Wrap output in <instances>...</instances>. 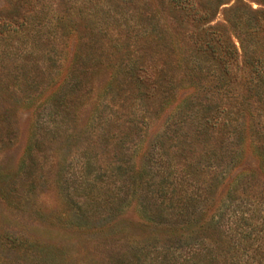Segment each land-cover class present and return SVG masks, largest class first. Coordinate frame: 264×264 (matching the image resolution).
<instances>
[{
  "label": "rangeland",
  "instance_id": "1",
  "mask_svg": "<svg viewBox=\"0 0 264 264\" xmlns=\"http://www.w3.org/2000/svg\"><path fill=\"white\" fill-rule=\"evenodd\" d=\"M162 1L32 0L24 6L0 0V264H183L181 236L149 223L139 205L153 145L174 132L189 136L202 160L197 165L198 159L189 158L194 166H188L208 199L199 216L202 228L230 202L248 198L264 207V174L253 154L264 148V102L244 80L220 88L158 47L148 14L164 11ZM239 1L222 6L216 22L226 25L240 49L237 36H244L225 22L229 7L242 6ZM242 2L264 10L258 0ZM84 7L97 14L95 24L80 12ZM101 27L106 36L90 43L91 29ZM178 32L176 40L184 44ZM75 55L83 56L84 68L75 65L87 73L85 89L71 97L66 91ZM130 60L138 71L160 70L168 62L173 88L165 84L166 93L147 96L148 83L122 76ZM185 105L191 109L186 115ZM206 105L212 115L221 112L220 123H230L225 133L198 127ZM130 119L139 122L138 132L129 128ZM163 141L166 149L171 141ZM240 149L244 154L237 160ZM212 153L223 160L219 168L206 160ZM120 165L128 170V184L119 202L124 179L113 171ZM238 173L256 177L237 184L235 194ZM195 236L186 232L180 240ZM170 246L173 257H163Z\"/></svg>",
  "mask_w": 264,
  "mask_h": 264
},
{
  "label": "trees",
  "instance_id": "2",
  "mask_svg": "<svg viewBox=\"0 0 264 264\" xmlns=\"http://www.w3.org/2000/svg\"><path fill=\"white\" fill-rule=\"evenodd\" d=\"M19 1L24 6L31 5L32 2V0ZM231 1L163 0L162 3L169 12L168 18L164 15L165 9L158 13L150 11L148 14L149 33L154 38L153 41L158 43V47H165L174 54L177 65L181 66L186 63V68L189 66L188 69L195 76L206 73L211 82L216 81L220 88H226V90L230 84L244 80V84L255 91L253 96L264 102V10L248 7L242 0H238L241 7L231 6L227 10L225 22L239 30V34L244 36V39L237 36L240 40L239 49L228 37L226 25L216 22L220 8L230 4ZM258 1L264 3V0ZM80 12L86 13L85 19L95 24L97 14H94L91 9L88 13V8L84 7V11L81 9ZM160 13H164V19L163 16H157ZM227 13L230 15L227 16ZM26 15H23L22 19H25ZM62 20L63 18L58 16L56 21L62 23ZM178 31L183 33L184 44L176 40L179 36ZM146 32L148 33L145 31V34ZM90 33V43L97 44L99 39L106 36L107 29L103 30L102 27L91 29ZM240 58H242V63H240ZM83 60L82 55L74 57V67L67 82L69 90L66 91L71 97L85 89L82 77L87 72L82 70ZM75 63L76 65L82 64V68H77ZM132 63L133 61L130 60L122 76L125 81L131 79L141 84L148 83L147 96L153 98L161 91L166 93L165 84L169 90L173 88V79L168 75L170 72L167 67L168 62H165L160 70L152 68L150 71L144 69L138 71ZM117 78L120 80L119 75ZM184 104L190 105L189 100H183L182 105ZM205 107L203 121L197 123L198 127L205 129L207 133L210 130H213V133L220 134L222 131L225 133L230 123H220L221 120L218 117L221 112L212 115L213 108L209 105ZM190 110L185 105L181 109V114L186 115ZM190 116L193 117V114L191 113ZM126 123L129 124V128L138 132L139 122L136 119H130ZM174 133L170 138L164 135L154 143L153 151L147 158L149 171L146 178L141 180L145 187L141 190L142 195L139 202L145 219L149 223L170 229L171 234L181 236L180 238L186 232L190 236L192 233L196 234L194 238L187 241L179 238V243L183 242L179 248L186 250L184 256L178 257L182 258L183 264H264L263 203L247 198L236 205L232 202L225 204L223 207L225 210L221 209V213L212 217L209 223L202 228L199 216L202 217L208 199L203 197V189L197 185L194 172L189 169L194 166L189 158L198 159L194 162L197 165L202 160H200L201 157L194 156L196 151L194 152L191 148L193 142L189 136ZM163 137L171 141L166 149H164ZM118 143L124 144L123 140ZM186 151L192 155H185ZM243 154L244 150L240 149L234 158L240 160ZM253 154L258 159L260 171L264 174V148L254 150ZM206 158L209 164L214 165V168H219L223 162L217 153L207 155ZM182 160L190 163L187 162V165L181 168ZM113 172L119 180L124 179L118 190V198H116L120 202L119 196L128 184L125 181L128 170L120 165ZM142 173L145 174V171L143 170ZM255 177V173L249 176L247 173H238L233 179L235 194L238 193V185L243 182L251 184V179L253 181ZM100 182L107 186L103 179H100ZM249 188L252 190L253 186L249 185ZM231 197L230 195L229 200ZM200 229L201 232H198ZM164 256L173 257L171 246L165 250Z\"/></svg>",
  "mask_w": 264,
  "mask_h": 264
}]
</instances>
